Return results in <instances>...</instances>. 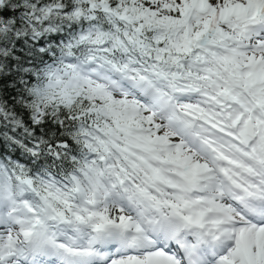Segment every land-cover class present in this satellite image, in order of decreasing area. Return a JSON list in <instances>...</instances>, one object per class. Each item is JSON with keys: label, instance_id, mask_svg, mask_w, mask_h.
Returning <instances> with one entry per match:
<instances>
[{"label": "snow or ice", "instance_id": "1", "mask_svg": "<svg viewBox=\"0 0 264 264\" xmlns=\"http://www.w3.org/2000/svg\"><path fill=\"white\" fill-rule=\"evenodd\" d=\"M0 264H264V0H0Z\"/></svg>", "mask_w": 264, "mask_h": 264}]
</instances>
